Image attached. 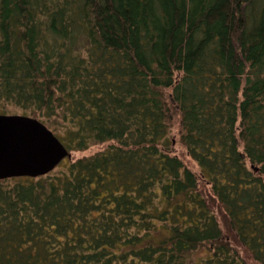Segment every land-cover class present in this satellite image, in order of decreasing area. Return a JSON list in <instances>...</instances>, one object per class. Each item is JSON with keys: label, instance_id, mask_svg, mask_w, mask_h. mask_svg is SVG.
<instances>
[{"label": "trees", "instance_id": "16d2710c", "mask_svg": "<svg viewBox=\"0 0 264 264\" xmlns=\"http://www.w3.org/2000/svg\"><path fill=\"white\" fill-rule=\"evenodd\" d=\"M1 104L69 155L0 178V264H264V0H0Z\"/></svg>", "mask_w": 264, "mask_h": 264}, {"label": "water", "instance_id": "95a60500", "mask_svg": "<svg viewBox=\"0 0 264 264\" xmlns=\"http://www.w3.org/2000/svg\"><path fill=\"white\" fill-rule=\"evenodd\" d=\"M67 155L66 147L40 119L0 113V178L47 173Z\"/></svg>", "mask_w": 264, "mask_h": 264}, {"label": "rangeland", "instance_id": "374dc122", "mask_svg": "<svg viewBox=\"0 0 264 264\" xmlns=\"http://www.w3.org/2000/svg\"><path fill=\"white\" fill-rule=\"evenodd\" d=\"M0 113H6V114H23V109L20 107H17L13 104H9L8 106H3L2 104L0 105ZM177 130H178V126L177 123L174 126V131L173 133L175 134V137L177 138ZM179 144H177V148H179ZM101 148L100 145H94L92 147H90L87 150H83V151H74V156H82V155H86V154H91L94 153L95 151L99 150Z\"/></svg>", "mask_w": 264, "mask_h": 264}]
</instances>
